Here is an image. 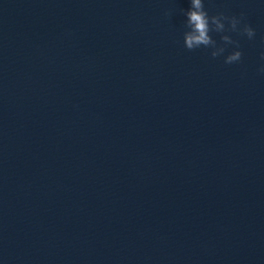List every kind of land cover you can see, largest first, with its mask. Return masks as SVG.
Wrapping results in <instances>:
<instances>
[{"label": "water", "instance_id": "95a60500", "mask_svg": "<svg viewBox=\"0 0 264 264\" xmlns=\"http://www.w3.org/2000/svg\"><path fill=\"white\" fill-rule=\"evenodd\" d=\"M207 6L241 64L182 47L187 0H0L3 264H264V4Z\"/></svg>", "mask_w": 264, "mask_h": 264}, {"label": "clouds", "instance_id": "9594fccd", "mask_svg": "<svg viewBox=\"0 0 264 264\" xmlns=\"http://www.w3.org/2000/svg\"><path fill=\"white\" fill-rule=\"evenodd\" d=\"M264 4V0H260ZM188 7L181 9L183 14L182 47L188 51L204 50L212 59H221L226 65L241 64L244 53L240 39L254 41L257 36L246 19L245 13L227 14L224 11H209V0H187ZM172 14L166 9V17ZM264 43V37H261ZM261 63L257 71L264 74V51L260 53ZM3 264V260H0Z\"/></svg>", "mask_w": 264, "mask_h": 264}]
</instances>
